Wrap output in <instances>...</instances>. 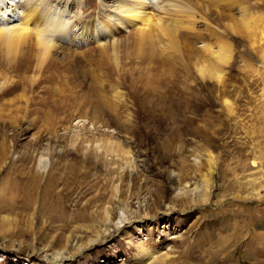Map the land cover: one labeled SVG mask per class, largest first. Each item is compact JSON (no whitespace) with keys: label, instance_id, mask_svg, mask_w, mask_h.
<instances>
[{"label":"rangeland","instance_id":"rangeland-1","mask_svg":"<svg viewBox=\"0 0 264 264\" xmlns=\"http://www.w3.org/2000/svg\"><path fill=\"white\" fill-rule=\"evenodd\" d=\"M64 1L91 25L101 11L100 0ZM181 1L196 21L146 10L176 47L142 43L131 24L114 46L72 33L40 66L37 49L29 58L21 45L10 62L0 41V264H264V47L242 34L264 0ZM227 44V64L202 48ZM106 138L123 158L82 147ZM41 160L75 170L54 212L27 192Z\"/></svg>","mask_w":264,"mask_h":264},{"label":"bare ground","instance_id":"bare-ground-1","mask_svg":"<svg viewBox=\"0 0 264 264\" xmlns=\"http://www.w3.org/2000/svg\"><path fill=\"white\" fill-rule=\"evenodd\" d=\"M163 1L164 0H100V14L95 18V21L91 25L89 24L90 21L85 22L77 15H67V3L69 1L65 3L64 0H0V41L5 45L7 55L6 59L10 62L15 59H20L19 48L21 45L28 46L27 55L29 58L31 56L30 49H32V47L35 50L37 49V63L40 66H42L49 59L51 51L57 49V43L59 41L70 42L72 33H75L76 36L74 38L82 43L86 42L84 37L89 34L90 36L96 38L102 37L107 39L104 42H99L98 46H103L105 44L114 46L118 32L120 30L127 29L131 24H140L137 28L136 38L141 42L143 41L142 43H144V41H148L149 43L147 44L150 45L152 42V45L154 46L157 41L156 45H161V43L164 42L163 39H165L167 42L175 44L176 47V44L178 43L176 36H173L171 33V31H173L171 27L169 30V25H165L162 22L163 18L161 17L152 21L154 17L150 18V16H147L148 13L151 12H146V10H155L158 13L164 12L166 14L169 8H173L175 9L174 17L179 16V14L182 13V17L188 16L185 18L186 20L187 18L195 20L197 18L196 16H199V14L195 11V9H191L187 2L183 3L185 1L181 0H170V3L165 1V8L158 7ZM78 3L81 4V0H78ZM16 4L17 6L15 7ZM17 7L23 9L16 15ZM200 16V19L204 18L202 15ZM193 20L191 21V24H193ZM243 20L245 21L242 22V34L245 35V40L248 45L252 47L253 51L257 52V49L259 50V48L264 47V16L254 17L250 15L248 20ZM184 22L186 23V21ZM191 24L188 25L187 22L185 25L189 26L187 28H192ZM220 45L221 44H219V47ZM146 46L147 45L144 47ZM202 48L203 50L205 49L209 53L214 54L219 63L227 64L230 59L231 48L229 44H227V47L226 45L221 46L219 54L212 52L207 46L203 45ZM147 49H149V47ZM165 50H167V48ZM151 52L153 53V51ZM1 65L2 63L0 60V68L2 67ZM203 71L204 75L208 78L216 77L219 79L220 77L218 69H211L210 71L205 69ZM205 71H209V73H206ZM0 75V86H3L2 82L6 80V77L3 73ZM2 88L3 87H1V89ZM82 147L86 150L90 149L92 153L99 154V157L101 158L110 157L111 161L113 159L123 158L126 153L123 152L121 148L119 149V146L116 143H113L107 138L105 140L99 139L95 141L93 145L84 143ZM35 150L37 149L34 148L33 152H36ZM78 152H81V150L77 151V153ZM20 161L24 165L30 164V162L33 161V157L32 155L30 156V154L27 155L24 153L21 156ZM102 161L103 160H101V163ZM104 162L106 163V161ZM39 165L41 169L38 171L33 170L32 175L29 177V180H31V183L33 184L32 189L28 191L25 189V186H23L22 190H27V192H36V190H38L41 192L42 200H50V211L54 212V210L61 207H59L58 200L64 196L63 194L58 193L62 191H57V187L60 182L65 181L64 179L67 181L68 174H73L75 170L72 167H70V170L68 168H64V173L62 171L63 168H61L58 164H51L46 160H41ZM63 174H66V177H63ZM43 180L46 181L45 184H42ZM64 185L66 186L67 183L64 182ZM15 198L17 197L15 196ZM13 206H15V204H13ZM108 217L109 216L105 215V218L103 219L108 221ZM125 220H127V218L124 217L123 212H121L114 228L116 229L117 225ZM159 256H162V254ZM158 258V256H153L152 262L162 259L161 257V259Z\"/></svg>","mask_w":264,"mask_h":264},{"label":"crops","instance_id":"crops-1","mask_svg":"<svg viewBox=\"0 0 264 264\" xmlns=\"http://www.w3.org/2000/svg\"><path fill=\"white\" fill-rule=\"evenodd\" d=\"M253 264H259V263H257V262L255 261Z\"/></svg>","mask_w":264,"mask_h":264}]
</instances>
